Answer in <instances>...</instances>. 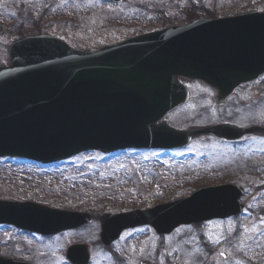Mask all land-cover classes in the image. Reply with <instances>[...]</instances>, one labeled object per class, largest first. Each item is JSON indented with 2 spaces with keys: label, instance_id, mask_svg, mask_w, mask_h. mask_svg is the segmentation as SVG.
I'll return each instance as SVG.
<instances>
[{
  "label": "water",
  "instance_id": "1",
  "mask_svg": "<svg viewBox=\"0 0 264 264\" xmlns=\"http://www.w3.org/2000/svg\"><path fill=\"white\" fill-rule=\"evenodd\" d=\"M9 54V66H0V156L45 162L87 149L173 148L190 133L157 121L187 101L178 77L204 81L221 101L239 83L260 76L264 12L200 20L94 52L40 35L15 42ZM208 130L224 136L222 128ZM241 193L234 185L200 189L104 225L115 223L118 234L124 227L149 224L166 234L180 224L237 213ZM79 216L33 203L0 202V223L36 232L86 221Z\"/></svg>",
  "mask_w": 264,
  "mask_h": 264
},
{
  "label": "rangeland",
  "instance_id": "2",
  "mask_svg": "<svg viewBox=\"0 0 264 264\" xmlns=\"http://www.w3.org/2000/svg\"><path fill=\"white\" fill-rule=\"evenodd\" d=\"M32 1L35 2V8L32 7L33 12L38 13L41 2L40 0ZM229 1L202 0L203 3L206 2V7L210 8L213 6L225 7L230 4L221 3H229ZM7 4V0H0V23L1 27H6L5 32L0 35L2 47L0 48L2 49V52L0 51V63L7 61V42L11 38L8 33ZM87 8V23L91 29L96 30L97 25L102 26L113 19H120L119 22L124 21L114 7L104 6L96 2L95 6L91 4L87 5ZM254 8L260 10L264 8V0H251V10ZM241 9L243 7L238 10ZM216 11L218 12V10ZM226 11L230 12L232 9ZM107 26L108 24H106ZM93 33H87L85 36L91 37ZM187 85L191 91V100L167 116V120L172 121L178 128H193L214 123L217 120L215 117H218V110L224 112L226 109H219L213 104L208 90L203 85L193 82ZM258 85L260 88L261 116H264V79L262 82L259 81ZM206 115L211 116V119L204 118ZM224 116L228 115L225 114ZM200 151L198 146H194L191 150V152L196 153ZM211 151V154L218 155L221 161L231 162L228 147L215 144ZM189 153L173 152L166 155L153 152L137 153L130 150V152L117 153L107 157L100 153L88 152L77 155V157L67 160L63 164H57L54 167L57 168L56 171L50 169L46 171L45 169H41L42 171L33 170L31 167L33 164L28 162L21 163L24 166L13 169V165H6L0 161V197L10 200L31 199L35 202L47 203L50 206H58L61 203L49 202L47 194L63 193L59 190L68 193L71 190L76 194H78L77 191H80V197L74 194L75 197L70 195L62 201L67 203L69 200L70 205L75 208H79L83 204L93 205L92 200L97 201V199L103 200L104 198L115 204L112 207L115 210L122 208V205L152 207L154 203L163 201L164 198L181 197L188 193V190L182 191L181 189L158 190L161 187L160 183L156 182L164 179L171 183L178 175L175 171L178 165L176 161L189 157ZM165 156L169 157L165 158ZM188 165L190 166L188 162L184 161L182 168ZM155 175L158 176L155 178ZM259 203H264V200ZM244 225L248 227H240L238 230L233 228L232 224L215 225L208 223L197 227H182L164 240L165 245H162V242L159 243L151 232V234H148L149 231L140 232L142 236L139 241L132 245L131 248L133 249L129 261L133 264L136 260L147 257L153 264H167V258L171 262L179 261L181 264H239L242 260L246 263L248 261V264H264V230L259 234L255 233V236L252 234L264 228V224L256 226L244 223ZM32 245L37 246L36 243ZM250 245L254 250L249 249ZM220 252H225L227 258L221 257ZM252 256L253 258L249 260Z\"/></svg>",
  "mask_w": 264,
  "mask_h": 264
},
{
  "label": "flooded vegetation",
  "instance_id": "3",
  "mask_svg": "<svg viewBox=\"0 0 264 264\" xmlns=\"http://www.w3.org/2000/svg\"><path fill=\"white\" fill-rule=\"evenodd\" d=\"M190 1L196 3L194 0L189 2L187 0L185 8L176 13L180 16V24L187 25L197 20L193 12L207 14L201 1L192 7L189 5ZM96 2L108 7L118 4L121 8L120 13L126 21L129 20L128 23L133 24L132 21L140 19L142 29L129 28L133 29L131 33L121 35L116 32H96L87 23L86 13L87 5L95 6ZM155 4H158V0H120L119 3L104 0H42L40 15L34 17L35 12L32 7L35 8V6L27 0L10 10L11 31L18 37L29 35V33L52 34L73 47H81L82 41L85 40L89 42L87 44H94L93 47L86 45L94 50L104 44H115L129 37L170 26L168 23L163 25L162 20H166L167 15L161 14L158 10L155 11ZM87 11H89L88 8ZM145 23L148 25H143ZM91 32H94L93 36H85ZM227 97L222 108L230 109L224 113L228 116L215 117L217 120L214 123L204 126L226 124L229 139L224 141L206 135L194 137L186 148L197 144L209 147L201 160L203 163L192 173L200 174L199 177L205 178L200 181L204 183L264 182V119L261 117L258 78L253 82L240 84ZM215 144L229 148L230 163L221 161L218 155L211 154ZM253 198L254 195L242 198L241 203L245 206L237 219L250 225L261 224L255 220L257 208L253 207L255 203ZM98 213L91 212L90 222L87 224L48 236L0 225V264H73L67 254L70 246L73 245H82L79 249L81 253L79 264H132L129 261L131 252L127 251L129 242L123 243V238L131 234L133 230L123 231L118 238H113L109 244H106L100 239L102 231L99 218L102 212ZM230 220L232 218L216 222L217 224L228 223ZM33 243L37 246L32 245ZM86 257L84 263L82 260ZM133 264H136V261Z\"/></svg>",
  "mask_w": 264,
  "mask_h": 264
}]
</instances>
